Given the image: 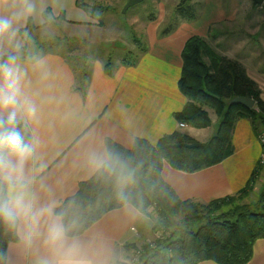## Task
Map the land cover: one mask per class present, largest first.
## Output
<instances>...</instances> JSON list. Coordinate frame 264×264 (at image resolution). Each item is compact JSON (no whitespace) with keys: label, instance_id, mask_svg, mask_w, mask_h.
<instances>
[{"label":"crops","instance_id":"0c3cea01","mask_svg":"<svg viewBox=\"0 0 264 264\" xmlns=\"http://www.w3.org/2000/svg\"><path fill=\"white\" fill-rule=\"evenodd\" d=\"M202 1L203 8L196 20L178 23L167 34H160L158 25L149 24L145 31L146 48L139 54L137 62L126 65L120 59L110 73L104 70L102 62L95 63L90 71L86 70V65L76 72L62 51L17 59L24 72L22 92L37 109L35 119H28L23 114L18 118L25 123L30 139L35 136L39 140L34 158L25 164L24 179L30 185L36 207H50L52 213L41 219L30 244L23 239L24 224L20 222L16 228L17 240L7 245L5 264H42L59 258L45 243L48 225L57 219L61 222L53 209L107 160L106 137L130 148L136 137L155 144L162 135L175 130L184 131L200 142L213 135L207 133L213 123L210 114L211 124L203 128L186 124L179 127L180 122L175 119V113L186 102L177 82L182 65L181 51L190 36L204 38L218 54L241 63L264 100V36L259 39L246 36L243 38L246 42H240L243 46L233 55L224 51L221 44L222 33L227 31L218 29L223 23H242L238 14L239 1L245 2L250 10L253 1L226 0L229 10L225 9L222 0ZM28 2L33 6V12L14 23L17 29L14 38L0 39V55L24 45L19 30L25 27L28 19L34 26L41 27L45 9H49L53 20L63 15L61 22L65 25L87 27L92 24V18L76 4V0ZM14 11L16 9L11 6L0 8V14L6 16H11ZM228 11L232 14L226 17ZM243 23L250 21L246 18ZM212 36L213 43L210 42ZM119 47L123 48L125 44L121 43ZM257 123L253 124L247 117L236 119L231 131V153L217 164L187 173L163 162V180L180 199L202 203L235 194L255 168L258 171L253 189L258 183L262 186L264 179L259 174L264 165H259L261 145L256 134ZM7 189L8 186L6 193ZM151 222L148 216L125 204L107 211L82 234L68 238L69 242L76 241L80 245L78 258L88 264H122L133 247L151 237ZM197 264L217 263L204 260ZM246 264H264V238L254 242L252 257Z\"/></svg>","mask_w":264,"mask_h":264},{"label":"trees","instance_id":"16d2710c","mask_svg":"<svg viewBox=\"0 0 264 264\" xmlns=\"http://www.w3.org/2000/svg\"><path fill=\"white\" fill-rule=\"evenodd\" d=\"M76 4L89 17L98 20L107 10V7L83 0H76ZM174 11L180 17L192 20L196 17L195 2L179 0ZM49 13V9L42 13L44 25L54 19ZM56 20H64L63 15ZM175 26L176 23H169L160 34H167ZM33 28L35 26L28 19L19 34L23 38L25 31ZM135 41L140 53L143 52L146 45ZM10 55L17 59L35 56L26 52V47H21L0 55V63ZM138 57V51L126 50L121 63L135 64ZM181 59L177 87L186 102L175 113V119L190 127H207L211 120L204 107H208L218 117L216 133L200 142L184 131L175 130L162 135L155 144L136 137L130 148L106 137L107 160L90 178L79 182L76 191L54 207L53 212L60 217L68 236L82 234L107 211L125 204L132 205L144 216L150 217L154 213L156 221L151 230H161L164 237L157 239L153 247L140 246L143 256L139 255V264H197L204 260L217 264H246L252 257L254 242L264 238V184L257 197L249 199L258 169L252 171L246 184L235 194L202 203L180 199L163 180L161 168L163 162H167L176 170L192 173L221 162L231 153V131L237 118H250L253 124L258 122L261 129L256 127L257 137L264 130V100L242 64L218 54L200 36L193 35L186 40ZM104 70L111 72L109 61ZM234 96L250 97L254 106L245 108L229 104V99ZM19 127L25 138L30 139L21 120ZM6 188V183H0V199L6 195ZM16 240V228L0 221V264H5L8 243Z\"/></svg>","mask_w":264,"mask_h":264},{"label":"rangeland","instance_id":"374dc122","mask_svg":"<svg viewBox=\"0 0 264 264\" xmlns=\"http://www.w3.org/2000/svg\"><path fill=\"white\" fill-rule=\"evenodd\" d=\"M83 1L88 4L107 7V10L102 13L99 20L92 18V24L87 27L65 25L61 21L51 20L47 22L48 24H46V26L42 24L41 27L35 26L31 31H25L23 37L24 45L22 47H26V52L37 56L44 52L62 51V54H66L67 59L76 72L80 71L82 66L86 67L87 65L86 70L90 71L95 63L102 62L106 64L108 61L112 69L116 63L120 62L126 50L138 51V55L140 54L141 50L137 47L135 40L145 44V31L149 24L154 23L158 25L160 28L159 31L161 32L165 27L167 28L169 23L172 25L176 23L177 25L178 23L196 20L203 8V1L195 0L196 17L192 20H188L180 17L174 11V7L179 0H144L138 4L132 5L125 12H122V7L126 0ZM222 1L225 9L229 10V3H227L226 0ZM263 3L258 5L252 2L253 7L250 10L245 2L239 1L238 14L242 23H223L218 27V29L221 27V29L227 31L222 33L221 44L223 50L228 54L236 55L243 46V43L240 42H246L243 39L246 36H257V39H259V36H264ZM247 9H249L248 12H246ZM231 14L232 13L228 11L225 16L227 17ZM246 14L247 17H245ZM246 18L250 23H243V20H246ZM236 25L239 27L234 28ZM74 37H76V40H73ZM213 39L212 36L211 43H213ZM121 43L125 44V47L120 48L119 45ZM262 49H264L263 46ZM204 109L208 112V115H211L213 120L212 125L207 129V133H209V136L212 134L214 135L218 128V117L212 109L208 107H204ZM257 127L261 129L258 123ZM262 165H264V163ZM259 175L263 180L264 170ZM261 187V184L258 183L256 189H253L250 193L249 199H255ZM246 200L248 199L244 201ZM151 212H153V209ZM149 218L152 221L150 227L151 237L146 239L141 245L153 247L156 240L164 236L161 230L156 232L151 230L153 223L156 221V215L152 213ZM141 245L133 247L125 261L133 258L132 256L137 251V254L143 256Z\"/></svg>","mask_w":264,"mask_h":264},{"label":"clouds","instance_id":"9594fccd","mask_svg":"<svg viewBox=\"0 0 264 264\" xmlns=\"http://www.w3.org/2000/svg\"><path fill=\"white\" fill-rule=\"evenodd\" d=\"M16 9L11 16L0 14V39L15 37L14 23L33 12L28 0H0V8ZM24 72L17 64V57L10 55L0 63V183L8 186L0 199V221L10 228L24 224L23 239L30 244L41 219L51 215L50 207H36L29 183L24 179L25 164L34 158L39 140L26 139L20 130L21 114L35 119L36 106L24 96L22 81ZM6 153V155H5ZM45 243L58 255V259L42 264H88L79 257L80 245L69 242L67 231L59 219L48 225Z\"/></svg>","mask_w":264,"mask_h":264},{"label":"water","instance_id":"95a60500","mask_svg":"<svg viewBox=\"0 0 264 264\" xmlns=\"http://www.w3.org/2000/svg\"><path fill=\"white\" fill-rule=\"evenodd\" d=\"M144 0H126L123 7L122 12H125L132 5L138 4ZM254 3L260 5L264 0H252ZM229 104H239L244 106L245 108H252L254 106V100L247 96H234L229 99Z\"/></svg>","mask_w":264,"mask_h":264},{"label":"built area","instance_id":"2783aa9c","mask_svg":"<svg viewBox=\"0 0 264 264\" xmlns=\"http://www.w3.org/2000/svg\"><path fill=\"white\" fill-rule=\"evenodd\" d=\"M178 126L179 127H184L185 123L180 122L178 124ZM258 138H259V142H260V145H261V154H260L259 162H260V164H263L264 163V130L261 131V133L258 135ZM137 252H135V254L132 256L133 258H131L128 261H125V262L127 264H139L140 258H139V254H137Z\"/></svg>","mask_w":264,"mask_h":264}]
</instances>
